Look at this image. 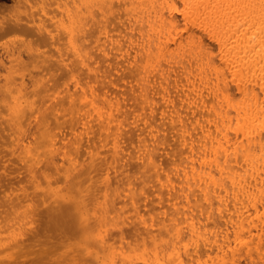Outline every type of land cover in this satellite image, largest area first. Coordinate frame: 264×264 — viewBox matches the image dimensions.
Wrapping results in <instances>:
<instances>
[{
  "label": "bare ground",
  "instance_id": "1",
  "mask_svg": "<svg viewBox=\"0 0 264 264\" xmlns=\"http://www.w3.org/2000/svg\"><path fill=\"white\" fill-rule=\"evenodd\" d=\"M56 9L57 34L0 16V32L36 30L69 49L29 52L60 77L22 81L18 116H0V140L34 186L0 200V264H149L153 241L161 264L225 252V228L264 207V0H58ZM128 104L147 112L127 116ZM254 235L264 240L263 224Z\"/></svg>",
  "mask_w": 264,
  "mask_h": 264
},
{
  "label": "rangeland",
  "instance_id": "2",
  "mask_svg": "<svg viewBox=\"0 0 264 264\" xmlns=\"http://www.w3.org/2000/svg\"><path fill=\"white\" fill-rule=\"evenodd\" d=\"M5 1V3H6V6H4V7H1L0 6V16H4L3 18L5 19H7L8 18V20H10V19H14L13 17L14 16H12V15H15V16H20V17H25V18H29L32 22L33 21H35V22H41L42 24H43V26L41 27V31H43L44 29H45V31L46 32H48V31H52V32H54V30L55 29H57V15H58V11H57V1L58 0H20V2L19 3H16V5H12V0H4ZM10 6V7H9ZM47 6V8H49V9H47V8H45ZM49 6V7H48ZM43 7V8H42ZM48 10L50 11V12H48ZM57 11V12H56ZM27 12H28V15H27ZM46 12H48V13H46ZM55 12L57 13V15L55 14ZM30 13V14H29ZM10 14H12L11 15V18L9 19V17H10ZM32 14V15H31ZM50 15V16H49ZM52 15V16H51ZM53 15H54V17H53ZM56 16V17H55ZM32 17V18H31ZM5 19V20H6ZM40 19V20H39ZM44 19V20H43ZM53 19H56V20H53ZM46 22V23H45ZM46 24V25H45ZM46 27H45V26ZM47 27H49V28H47ZM44 28V29H43ZM48 29V30H47ZM3 32V33H2ZM2 32H0V87L2 88H0V116H18V102L20 101L19 100V98L21 97V96H19L18 94H20V95H22L21 93H23L24 91H25V89L24 88H22L23 87V83H22V81H27L29 78V80L28 81H30V82H28L27 81V83L28 84H32L34 81H35V78H37V75H38V77H40V75H42L43 74V72H44V74H45V76H44V74L42 75L43 77H45L46 79H48L49 78V81H52L51 79H54L53 77H55L56 78V74H57V77H60V74H58V72L56 71V73L55 72H53L52 70V73H51V71L49 70L48 71V69H47V71H46V69H45V71H43V72H40V70H42L43 69V66H45V65H41V64H38L37 66H35L36 65V62L37 61H33V60H30L29 58H28V53L29 52H39V50H40V53H45V54H49V56L51 55L52 56V59H53V55H57V54H59L58 52H66V51H69V49L66 47L67 46V44L65 43L67 40L66 39H64V40H66V41H64V43H62L60 40H59V42L57 41L58 39H56V37L54 36V38L51 36V35H47V34H45V36L44 37H42V36H40L39 35V31H36V30H34L33 32H23V31H21V30H19V29H16L15 31L14 30H8V31H5V33H4V31H2ZM57 32V30H55V32L54 33H56ZM43 33H44V31H43ZM57 34V33H56ZM36 36V37H35ZM39 37H41V39H40V41H38L39 40ZM43 38V39H42ZM53 38V39H52ZM30 40V42H29V40ZM36 41H35V40ZM38 39V40H37ZM50 39V40H49ZM28 40V41H27ZM53 40H55L54 42H53ZM27 41V42H26ZM49 41H51V42H49ZM25 42V43H24ZM33 42H34V44H33ZM53 42V43H52ZM56 42H58V45L59 46H61V48L59 47H57L56 45H57V43ZM40 43H41V45H40ZM44 43H45V45H44ZM52 43V44H51ZM54 43L56 44V45H54ZM28 44H29V46H28ZM38 44V45H37ZM63 44H65V45H63ZM25 45H27V48H26V46ZM34 45V46H33ZM44 45V46H43ZM48 45V46H47ZM53 45H54V47H53ZM64 46V47H63ZM29 47V48H28ZM40 47V48H39ZM48 47V48H47ZM56 47V49H54ZM32 48V49H31ZM39 48V49H38ZM43 48V49H42ZM26 49V50H25ZM27 49H29V50H27ZM44 49H45V51H44ZM50 49V50H49ZM54 49V53L53 52H50V51H52ZM60 49V50H59ZM61 49H63V50H61ZM37 50V51H36ZM43 50V51H42ZM46 50H48L50 53H52V54H50L49 52H47L46 53ZM55 50H57L56 52H55ZM27 54V55H26ZM47 54V55H48ZM24 55V56H23ZM50 56V57H51ZM26 57V58H25ZM54 58H55V56H54ZM24 59V60H23ZM26 59V60H25ZM33 61V65L30 63V62H32ZM24 63H25V65H24ZM26 68H28V69H26ZM26 69V70H25ZM25 70V71H24ZM31 72H30V71ZM33 70H35V72L33 71ZM29 71V72H28ZM37 71L38 72H40V73H37ZM64 71V70H63ZM21 72H22V74H21ZM28 72V73H27ZM33 72V73H32ZM46 72H50V74H46ZM25 73H26V75H25ZM55 75H54V74ZM28 74H30V77H29V75ZM32 74H34V75H32ZM37 74V75H36ZM23 75H24V77H23ZM34 77H32V76ZM36 75V76H35ZM50 75V77H48ZM52 75V76H51ZM65 74H62L61 75V80L63 79H65L64 76ZM27 76V77H26ZM22 78V79H21ZM28 78V79H27ZM34 80H33V79ZM21 80V81H20ZM31 80H32V82H31ZM22 84H21V83ZM19 84H20V90L18 89V87H19ZM4 87V88H3ZM8 87V88H7ZM11 87V88H10ZM17 87V88H16ZM7 89V90H9V91H5V90ZM17 91H18V93H17ZM21 92V93H20ZM17 93V94H16ZM129 93V92H128ZM16 94V95H15ZM15 95V96H14ZM18 96V97H17ZM17 97V99H18V101L17 100H15V98ZM21 99V98H20ZM14 106H15V108H16V111H15V109H14ZM134 106V105H133ZM126 108H127V110H126V113H127V116H129L128 114H130V116H143L146 112H147V109L145 110L144 108V110L142 109V106H140V108L139 107H137V109L135 110V111H137V112H135L134 110L132 111V112H130L131 111V107H130V105L128 104V105H126L125 106ZM124 107V108H125ZM133 108V107H132ZM139 108V109H138ZM128 109H130V110H128ZM143 110V111H142ZM128 111V112H127ZM134 112H135V114H134ZM145 112V113H144ZM140 113V115H138ZM133 114V115H132ZM159 114V113H158ZM3 129H1V126H0V132H3L2 131ZM1 134V133H0ZM3 140V141H2ZM4 140H6V141H4ZM10 145V146H9ZM11 148V144H10V142H9V139L4 135L3 137H1V140H0V150H1V154H3L5 151V153H6V155H5V158H6V161L5 162H7V164H8V166H7V168H6V170H4V172H3V168H0V200H3V199H5L8 195H10V196H16V194H19V195H21V196H23V195H25V193L27 192V195H28V193H29V191H30V193H32L33 194V191H34V186H33V184H31V183H33L31 180H30V177H29V174H28V171L25 169V166H24V163L22 162V159L20 158V156H19V154H18V152H15V153H17V155L15 156L13 153H11L10 151H9V149ZM106 148H107V146H106ZM103 153H107V152H103ZM102 153V154H103ZM8 154H10V155H8ZM11 154H13V155H11ZM164 157H166V160H167V158L169 157L168 155L166 156V154L164 155ZM172 157V156H171ZM84 157H82L81 159H83ZM136 158H138V157H136ZM7 159H9V160H7ZM21 161H20V160ZM21 162V163H20ZM21 165H23V166H21ZM21 167V169H20V167ZM25 170L27 171L26 173H25ZM26 174V175H25ZM23 177V178H21V177ZM26 176V177H25ZM27 176H28V178H27ZM26 178H27V180H26ZM38 178H40V176L38 177ZM41 179V178H40ZM28 180H30V181H28ZM21 181H22V183H21ZM27 181V182H26ZM136 181H138V178L136 179ZM27 183V184H25V183ZM25 184V185H24ZM25 186V187H24ZM21 189V190H20ZM24 190V191H23ZM26 190H28V191H26ZM17 191V192H16ZM20 191V192H19ZM26 191V192H25ZM24 194H23V193ZM5 194V195H4ZM2 198V199H1ZM1 203V202H0ZM148 206H149V208H150V206H151V202L150 203H148ZM2 205H0V210L2 209ZM43 207V206H42ZM41 207V208H42ZM263 206H260V208H258V210H257V212H258V214H260L261 216H258V215H256L257 214V212H256V210H254V209H251L250 210V213L251 214H249L248 216H246V219L248 220V222H246L247 220L245 219L244 220V223H243V226L242 225H238V227H239V229H238V227H237V225H228V228H225L226 229V231H227V229H229L228 230V235L229 236H227V238L230 240V245L228 246V247H226V251L224 252V251H220V252H218L217 254H218V256H217V254H216V252L214 251V252H211L210 254H211V256L214 258H212V260H211V256L209 255H207V254H202V255H194V256H192L191 258H188L187 256H185L184 254H183V257H184V260L182 259V262H183V264H199V261H200V264H204V262L207 260V264H214L213 262L214 261H216V259H217V257H218V259H217V261L218 262H215V264L216 263H218V264H221L222 262V260H223V263L222 264H259V262H260V264H264V240H259L258 239V237L257 236H255L254 234H256V230H257V232L260 230V226H261V224H263V226H264V222H262L261 223V221H264V215H262V212L264 211L263 210ZM147 209H145V213L147 212V214H152V211H154L155 212V210H151V209H148L147 211H146ZM151 212H150V211ZM260 210H261V212H260ZM263 210V211H262ZM149 211V212H148ZM252 211V212H251ZM255 211V212H254ZM153 212V213H154ZM256 213V214H255ZM44 214V211H41L40 212V215H37L36 216V219H35V221L34 222H32L31 224L33 225V227H31L32 228V230L33 229H35L34 228V226H36L37 225V223L40 221V218H41V216H42V218H41V223L40 224H43L44 222H45V219H46V216H44L43 215ZM256 215V217H255V215ZM264 214V213H263ZM149 215H146L147 217L149 216ZM250 216V217H249ZM259 217V219H258V217ZM249 217V218H248ZM253 219H252V218ZM260 218H262V219H260ZM257 219V220H256ZM44 220V221H43ZM256 221L255 223H257L256 225H255V223L253 224L252 222L253 221ZM252 221V222H251ZM251 222V223H250ZM259 222V223H258ZM29 225V224H28ZM31 225V226H32ZM240 226H242L241 227V229H240ZM251 228H250V227ZM254 226V227H253ZM230 227V228H229ZM258 227V229H256ZM31 228H30V226H27V228H26V232H27V234L28 235H30L31 234ZM235 228H237V230L235 229V231H234V229ZM242 228H245V230H243ZM249 228L252 230H250V232H249V234L247 235V231H249ZM254 229V230H253ZM59 229H57V228H52L50 231H49V233H51V234H53V238H49V240H53V239H55V236L59 233V231H58ZM239 230V231H238ZM241 230V231H240ZM243 230V231H242ZM226 231L224 230V231H222L221 232V230L219 229V234L220 235H222L223 233L225 234L226 233ZM233 231H234V233H238V234H240V238H239V236H238V234H237V237H235L236 236V234L234 235V233H233ZM246 231V232H245ZM29 232V233H28ZM53 232V233H52ZM242 234H241V233ZM244 232V233H243ZM253 232V234H251ZM246 233V234H245ZM167 235L169 234V233H166ZM233 234V235H232ZM247 235V236H246ZM253 237H252V236ZM234 236V237H233ZM245 238H244V237ZM130 237H131V239H132V241L134 242V241H136V239H134L135 238V236H131V235H128V237H127V239H129L130 240ZM231 237H233V238H231ZM247 237V238H246ZM239 238V239H238ZM237 239V240H236ZM241 239V240H240ZM244 239V240H243ZM247 240V242H246V240ZM258 239V240H257ZM159 240V239H158ZM235 241H236V243H235ZM239 241H240V243H239ZM261 241V242H260ZM237 242L239 243L238 245H237ZM48 243H50L49 241L47 242V244L46 245H48ZM243 243L245 244V245H243ZM155 242L153 241V242H151L150 244H148V249L150 250L149 251V255H150V258H149V264H151V262H153V264H161V261H162V253H161V256H159L160 255V252H158V251H156V249H155ZM236 245V247L234 248V246ZM242 245V247L241 248H239L238 247V249L240 250V251H238V249H237V246H239V245ZM248 244V245H247ZM151 246V247H150ZM154 246V247H153ZM248 246V247H247ZM141 247H144V246H141ZM229 247H231L232 249H235L234 250V256H235V259L236 260H233V258H232V249H229L228 250V248ZM259 248V251H258V248ZM142 248H140L139 249V251L141 250ZM244 249V250H243ZM263 249V250H262ZM153 250H155V251H153ZM236 250H237V253H236ZM247 250V251H246ZM243 251H244V253H243ZM12 252H13V250H12ZM154 252V253H153ZM156 252H158V254H156L155 255V253ZM223 252V253H222ZM227 252V253H226ZM229 252V253H228ZM150 253H152V254H150ZM220 253H222V254H220ZM235 253H236V255H235ZM244 255H243V254ZM12 254H14V253H12ZM219 254H220V256H219ZM16 255V253L14 254V256ZM153 257H152V256ZM156 257H158L159 259H161V260H159L158 258L156 259L155 258V256ZM176 255V254H175ZM207 255V257H205ZM216 255V256H215ZM224 255V256H223ZM241 255H243V256H241ZM260 255H262V256H260ZM13 256V257H14ZM34 256V255H33ZM197 256H198V258H197ZM223 257V259L222 258H220V257ZM237 256V257H236ZM16 258H18L19 256L18 255H16L15 256ZM161 257V258H160ZM225 257V258H224ZM231 257V258H230ZM243 258V259H240V258ZM245 257V258H244ZM156 259V261L154 260V259ZM228 258H230V260H228ZM261 258H263V259H261ZM14 259V258H13ZM19 259L20 260H24V257H19ZM26 260H28V258L26 257L25 258ZM221 259V260H220ZM231 259H232V261H231ZM256 259V260H255ZM261 261H260V260ZM158 260V261H157ZM234 261H236V262H234ZM252 261V262H251ZM259 261V262H258ZM32 261H30V262H28V264L29 263H31ZM34 262V261H33ZM155 262V263H154ZM160 262V263H159ZM177 262H178V259H176V260H174V264H177ZM190 262V263H189ZM209 262V263H208ZM219 262H221V263H219ZM137 264V263H136ZM179 264V263H178Z\"/></svg>",
  "mask_w": 264,
  "mask_h": 264
}]
</instances>
